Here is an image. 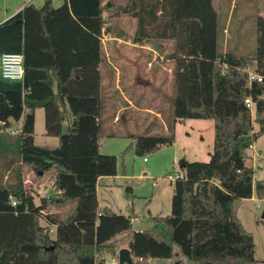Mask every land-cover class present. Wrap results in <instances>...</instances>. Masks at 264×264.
<instances>
[{
	"label": "trees",
	"instance_id": "trees-1",
	"mask_svg": "<svg viewBox=\"0 0 264 264\" xmlns=\"http://www.w3.org/2000/svg\"><path fill=\"white\" fill-rule=\"evenodd\" d=\"M219 12V0H67L59 8L46 0L0 24V56L22 54L25 67L22 82L0 77V264H100L116 256V238L124 233L131 234L135 264H264L238 216L244 200L255 195L264 202V179L256 180L246 165V152L264 135V78L249 83L244 72L258 56L224 54L217 46L212 108L206 109L205 25L218 23ZM261 14L264 0L257 1L258 19ZM119 19L135 22V45L159 52L172 46L167 59L173 63L175 122L214 123L210 161L186 162L185 174L172 182V214L151 217L152 228L137 232L131 217L100 211L97 194L100 178L118 176V158L101 154L100 139L103 37ZM40 108L57 148L35 144ZM135 141L136 155L145 157L174 145L175 135ZM25 169L40 179L51 175L50 197L39 204L25 187Z\"/></svg>",
	"mask_w": 264,
	"mask_h": 264
},
{
	"label": "rangeland",
	"instance_id": "rangeland-1",
	"mask_svg": "<svg viewBox=\"0 0 264 264\" xmlns=\"http://www.w3.org/2000/svg\"><path fill=\"white\" fill-rule=\"evenodd\" d=\"M20 1L0 0V23L5 19L7 10L11 14L20 7ZM44 1L35 0L34 3L42 6ZM53 1L55 5H59L60 0ZM219 1L218 22L221 27L228 22V16L236 6L234 15L232 12L231 16L233 23L227 43L228 53L253 58L258 0H248L250 2L247 4L245 0H237L235 5L232 4L234 0ZM105 16L107 18V14ZM110 25L113 33L103 37L106 58L101 67L103 114L100 151L102 155L118 158L120 180L112 185V191H100L99 210L103 211L110 207L119 215L131 218L132 214L137 215L133 229L138 231L143 227L146 229L148 225L151 228L152 224L145 219V217L149 218V211L154 216L167 217L172 214L174 187L168 178L175 177L177 173L181 176L185 174L181 168L182 162L208 163L210 161V154L214 148V126L209 119L175 122L173 63L167 59V54L171 52V45H165L161 52L154 47L135 45L133 20L119 19ZM208 40L206 39L202 56L208 87L204 92L205 106L207 110H211L212 101H208L206 92H212L210 72L216 50H211L212 53H210L211 42ZM222 40L223 36L220 35V49ZM250 71L260 75V71L254 66L250 67ZM261 72L264 74L263 70ZM139 81L147 82L148 85L139 84ZM252 114L255 119V109L252 110ZM36 115L35 144L39 147L57 148L58 138L46 135L44 109H38ZM71 122L70 115L64 125V131ZM1 128L3 124H0ZM18 129L13 128L15 131ZM258 131L259 126L255 124V132ZM172 133L175 135L174 145L164 146L145 157L136 155L132 145L135 144L136 138L160 137ZM246 156V165L255 170L256 180L264 179V135L256 141L253 149L247 151ZM23 178L25 187L34 196L36 204L50 196L51 175H43V179H40L35 172L25 169ZM129 188L132 189L130 194H128ZM258 205L260 208H257ZM263 215L264 202L255 199L244 205V208L242 207L239 218L246 231L254 237L255 258L264 262ZM105 257V264H111L113 256ZM150 264H168V262L153 260Z\"/></svg>",
	"mask_w": 264,
	"mask_h": 264
},
{
	"label": "crops",
	"instance_id": "crops-1",
	"mask_svg": "<svg viewBox=\"0 0 264 264\" xmlns=\"http://www.w3.org/2000/svg\"><path fill=\"white\" fill-rule=\"evenodd\" d=\"M35 0H21L20 2V7H18V9H16L15 11H13L11 14H10V11L7 10L6 12V17L5 19L0 23H4L8 20H10L11 18H13L14 16H16L19 12H21L26 5L28 4H34L37 8H40L42 6H37L35 3H34ZM46 1V0H45ZM45 1L43 4H45ZM67 0H60L59 2V5H55L54 4V1L52 0V4L55 8H59L60 6H62ZM235 1L237 0H234L232 1V4L235 5ZM248 0H245V4H247ZM234 7V6H233ZM236 9V6L235 8L232 9V12H233V15H234V11ZM232 12L229 14L228 16V22L224 25V27H221L219 25V22H207L206 23V33H207V39L210 40L211 42V47L209 45V48H210V53H212V51H215L217 46H218V52H221V53H228L227 49L229 48V45L227 44L229 39H230V28H231V25L233 23V20H232ZM259 19L257 18V15H256V26H255V30H256V41H255V45H254V52H252V54H254V56H258L257 60L254 61L253 65L254 67H256V69L258 71H260V75L263 76L264 74L261 72L262 70L264 71V16L263 14L259 15ZM219 19V17H218ZM222 30V32H221ZM220 35L223 36V40H222V48L220 49V41H219V38H220ZM208 40V41H209ZM212 50V51H211ZM251 67V66H250ZM250 67L248 68V70H250ZM211 83V82H210ZM208 86H209V83H208ZM208 88V87H207ZM205 92V91H204ZM206 98L208 99L209 102L212 101V98H213V91L211 92H206ZM204 99H205V94H204ZM206 99V100H207ZM38 110V109H37ZM36 110V111H37ZM36 113H35V127H36ZM213 122V121H212ZM2 124V123H0ZM213 126H214V123H213ZM18 128V126H16ZM175 144V143H174ZM254 146L251 148L253 149ZM250 149V150H251ZM100 150H101V147H100ZM248 150V151H250ZM247 153V152H246ZM253 154V153H252ZM254 155V154H253ZM251 155V156H253ZM250 156V155H249ZM146 161V159H144ZM178 175H180L179 173H177ZM176 174V175H177ZM170 177V176H169ZM120 178L119 176H116V177H103V178H100L99 179V182H98V188H97V194H98V200H99V195H100V191L101 190H105V191H112L113 190V184H117V181H119ZM170 181V180H169ZM170 183H172V181H170ZM173 184V183H172ZM50 197V196H49ZM256 198V196L254 195V197L252 199H248V200H244L241 204V207H240V210L238 212V216L240 214V211L242 209V207L244 208V205H246L247 203H250V202H253ZM99 203V201H98ZM247 207V206H246ZM108 209H110V207H107ZM132 209V208H131ZM111 210V209H110ZM112 211V210H111ZM114 212V211H113ZM132 229H133V223L135 222V218L137 215L135 214H132ZM154 215L151 214V212L149 211V214H148V217H145L146 220H151V217H153ZM240 219V218H239ZM241 220V219H240ZM151 223V221H150ZM152 224V223H151ZM144 226V225H143ZM150 226V225H148ZM145 227L146 229H144V227L138 231H143V230H149L152 228H149V227ZM149 228V229H148ZM134 232H137V230H134ZM131 238V234L130 233H124V234H121L119 235L117 238H116V243L118 244V247H117V254L116 256H113V259L117 258L118 257V252L121 250V249H124V248H127L129 249L128 247V242ZM133 259V257H132ZM118 260H119V257H118ZM134 261V259H133ZM153 261V260H152ZM150 261V263L152 262ZM106 263V257H102L101 258V263L100 264H105ZM113 264V260H112V263ZM135 264V262H134ZM168 264H171L170 262H168Z\"/></svg>",
	"mask_w": 264,
	"mask_h": 264
},
{
	"label": "built area",
	"instance_id": "built-area-1",
	"mask_svg": "<svg viewBox=\"0 0 264 264\" xmlns=\"http://www.w3.org/2000/svg\"><path fill=\"white\" fill-rule=\"evenodd\" d=\"M248 74L249 83L252 82H262V76L252 73L250 70H245ZM0 77L4 80L22 82L25 77V67H24V56L22 54H3L0 56ZM246 107L252 112L255 109L254 103L251 99L245 101ZM181 178V175H176L175 177H169L168 179L172 182ZM13 206H16V203L13 202ZM260 208V205L257 206ZM118 257L113 259V264H117Z\"/></svg>",
	"mask_w": 264,
	"mask_h": 264
},
{
	"label": "water",
	"instance_id": "water-1",
	"mask_svg": "<svg viewBox=\"0 0 264 264\" xmlns=\"http://www.w3.org/2000/svg\"><path fill=\"white\" fill-rule=\"evenodd\" d=\"M19 23L23 24V21H19ZM139 84L146 85V86L148 85V83L144 82V81H139ZM48 85L50 86L51 83L49 82ZM241 87H242V83H238L235 86V89H236L237 93L240 92ZM185 165H186V162H182L181 168H185ZM219 217H220V220L222 221L223 217H222V213L221 212L219 213ZM263 218H264V215H263ZM51 250H53V248H51ZM118 257H119V264H134L130 249H127V248L121 249L118 252Z\"/></svg>",
	"mask_w": 264,
	"mask_h": 264
}]
</instances>
